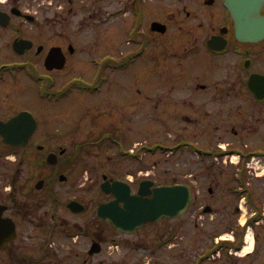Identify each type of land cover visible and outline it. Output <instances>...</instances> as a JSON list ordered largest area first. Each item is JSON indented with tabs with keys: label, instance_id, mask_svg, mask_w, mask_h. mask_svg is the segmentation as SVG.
Here are the masks:
<instances>
[{
	"label": "flooded vegetation",
	"instance_id": "af4514ba",
	"mask_svg": "<svg viewBox=\"0 0 264 264\" xmlns=\"http://www.w3.org/2000/svg\"><path fill=\"white\" fill-rule=\"evenodd\" d=\"M49 4L0 0V125L24 110L37 120L26 145L9 144L0 132V236L13 234L0 246V264H93L104 253L115 256L111 264H264V179L254 171L264 161V38L239 40L224 0H170L159 8L157 0ZM158 41L167 47L158 50ZM160 104V118L183 123L175 146L185 154L184 179L133 177L132 192L144 179L154 180L147 191L187 184L193 192L188 211L131 233L107 219V227L94 230L88 199H62L59 185L70 184V192L87 183L78 184L72 172L78 157L100 153L92 133L107 141L106 148L119 145L122 121L138 109L155 118ZM82 117L92 123L76 128ZM105 124L110 127L100 131ZM51 127L68 138L89 127L90 138L80 147H51L44 141ZM50 153L58 154L57 163L47 164ZM114 197L107 194L98 205ZM74 199L81 211L70 206ZM241 200L251 209L244 222ZM204 215L213 222L210 232ZM246 223L254 243L241 254ZM108 224L121 236L111 246L106 242L116 238H108ZM206 252L214 258H200Z\"/></svg>",
	"mask_w": 264,
	"mask_h": 264
},
{
	"label": "rangeland",
	"instance_id": "374dc122",
	"mask_svg": "<svg viewBox=\"0 0 264 264\" xmlns=\"http://www.w3.org/2000/svg\"><path fill=\"white\" fill-rule=\"evenodd\" d=\"M54 0H45V6H52L49 2ZM170 3V0H157L158 8L166 6ZM51 9L50 7H46ZM166 43L165 41H158V50H161L164 47L161 44ZM129 46L126 45V48ZM138 113L134 115L131 119H125L122 121L120 126L117 129L120 130V138L125 140V147H120L117 144L109 145V148H106V140L100 134L97 135L92 133L91 138L98 141L99 151L100 153H96V155L86 154L84 159L78 157V161L76 164L75 170L72 172L73 177L77 179V183L80 184L82 182H87L85 185L80 186L76 185L72 191L69 192L70 184H60V192L61 198L65 200L73 197V196H85L88 199L90 205V211L92 212L93 218V229L100 230L101 228L107 227V223L103 222L101 218L97 216V207L98 202L104 200L107 195L101 190V182L103 181V174L106 173L116 178L120 179H128V177H143V175H139L140 172L151 171V177L157 183H173L176 181H183V173L186 172L184 169V157L185 154L181 152V150L170 151L166 149L158 148L156 151H150L148 149H144V151L139 152V156H131L129 155L130 148H132L136 141H148L150 143L162 142L166 145L169 144L175 145L178 143L179 139L182 135H184L183 123L176 122L172 118L164 117L160 118V112H163V104H160L157 107L156 114L157 116L151 117L143 116L144 111L136 110ZM163 114V113H162ZM160 118V119H159ZM165 118L167 120H165ZM169 120V121H168ZM85 123H92V120L89 117L78 118L76 121V128L84 127ZM65 122H61L60 126L63 127ZM110 127V124H105L101 126L100 131L105 130ZM191 128V124L189 125ZM54 130V133L51 137L44 138V141L49 144L51 147H57L60 144H63L67 147H80V144L85 143V140L89 139V133L87 129H82V134H78L75 138H68L62 133H58L57 128L51 127ZM80 131V130H79ZM94 132V130L92 129ZM91 141V140H89ZM257 142H261V140H257ZM109 144V143H108ZM70 147V148H71ZM106 148V149H105ZM122 148L123 150H121ZM129 150V151H128ZM136 151V149H134ZM74 150L71 148V152ZM125 151V153L123 152ZM138 151V150H137ZM136 151V152H137ZM91 152V151H90ZM128 152V153H127ZM260 165H264L263 161H259ZM88 169L85 171V169ZM192 171V170H191ZM91 176L93 181H89L87 178ZM260 179H264L263 177H258ZM261 182V181H259ZM258 182V183H259ZM262 183V182H261ZM21 185H24L22 181L18 182V188H21ZM196 189H203L202 186L196 187ZM202 194H208L207 191H203ZM229 194V193H228ZM243 199V198H242ZM202 203V202H201ZM243 210L242 221L245 220L246 214L251 211L250 207H248L244 200H241ZM248 215V214H247ZM204 218L201 221H205L208 228H205L206 232H210L211 227H214L212 224V220L208 217V215H204ZM190 218V217H189ZM190 220V219H189ZM189 235L195 232L194 225L191 222L189 223ZM109 228V237L108 238H116L115 240H108L106 243L108 245H113L120 240L121 236L117 235L115 232L112 233L110 225ZM252 230V228H251ZM114 246L111 248L113 250ZM200 251V250H199ZM111 257L106 256V254L96 255L93 259V264H109L107 261L113 262L115 256L110 255ZM105 259L103 263H101L102 259ZM205 264H209V262H205Z\"/></svg>",
	"mask_w": 264,
	"mask_h": 264
},
{
	"label": "water",
	"instance_id": "95a60500",
	"mask_svg": "<svg viewBox=\"0 0 264 264\" xmlns=\"http://www.w3.org/2000/svg\"><path fill=\"white\" fill-rule=\"evenodd\" d=\"M225 4L230 10V13L235 20L236 36L240 40H260L264 37V14L262 9L264 0H225ZM160 24L158 22L154 25ZM26 113L18 115L11 119L4 128L3 134L5 140L15 144L25 143L33 127H15L11 132V127L20 123H28L33 119ZM29 119H28V117ZM29 124V123H28ZM55 154H50L49 160L53 159ZM129 191L126 182L115 180L112 189L108 188V183L103 184L106 191H113L116 199L101 204L98 209V214L106 217L119 229L132 231L142 222L147 220L158 219L163 215L177 216L186 211L191 202V189L184 184L165 185L155 188L154 197L145 198L141 196L147 193L140 188V195H133L130 192H123V186ZM144 184V182L142 183ZM120 201H123L124 206H120Z\"/></svg>",
	"mask_w": 264,
	"mask_h": 264
},
{
	"label": "bare ground",
	"instance_id": "6f19581e",
	"mask_svg": "<svg viewBox=\"0 0 264 264\" xmlns=\"http://www.w3.org/2000/svg\"><path fill=\"white\" fill-rule=\"evenodd\" d=\"M248 240H250L249 247L247 248V249L249 250V248H250V249L252 248L253 242L251 241L252 239H251L250 236H248Z\"/></svg>",
	"mask_w": 264,
	"mask_h": 264
}]
</instances>
